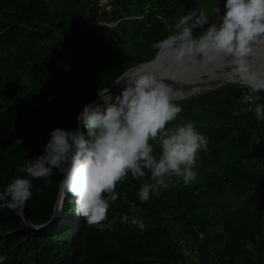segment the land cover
Masks as SVG:
<instances>
[{"label":"trees","instance_id":"1","mask_svg":"<svg viewBox=\"0 0 264 264\" xmlns=\"http://www.w3.org/2000/svg\"><path fill=\"white\" fill-rule=\"evenodd\" d=\"M183 1L146 0L147 10L140 6L142 16L130 23L129 0H113V8L100 17L96 0H0V189L26 175L18 166L42 153L52 129L77 128V114L87 101L128 68L155 56L154 44L169 35L167 21ZM85 17L115 23H88ZM242 89L223 86L175 100L181 111L166 127L190 120L207 138L191 183L173 177L167 189L141 202L137 192L150 173L128 174L117 183L120 195L101 222L113 221L111 229L75 214L70 194L46 231L29 229L16 208L0 207V264H183V242L198 255L194 264H264L263 243L233 251L221 240L208 244L200 236L222 222L223 209L216 207L225 191L264 194V120L253 111H234ZM259 96L264 103V91ZM153 150L159 153L158 143ZM61 175L54 171L32 179V195L18 207L32 224L51 218ZM125 214H138L145 228L121 222Z\"/></svg>","mask_w":264,"mask_h":264},{"label":"clouds","instance_id":"2","mask_svg":"<svg viewBox=\"0 0 264 264\" xmlns=\"http://www.w3.org/2000/svg\"><path fill=\"white\" fill-rule=\"evenodd\" d=\"M215 11L219 22L208 23L204 10L190 9L154 47L177 64L186 57L216 63L228 80L247 87L250 109L256 119L264 120V103L258 95L264 90V73L249 59L253 43L264 41V0H224L223 14L218 5ZM198 28L202 31L194 35ZM121 81L119 93L113 95L105 88L97 94L98 102L85 104L78 112L77 120L86 132L79 127L50 131L42 153L18 166L26 175L15 176L0 189V207L22 208L32 195V179L58 171L62 174L59 185L64 194L71 195L75 214L88 224L111 229L113 221L101 222L107 220L111 202L120 195L117 183L128 174L139 178L150 173L137 192L141 202L167 189L173 177L185 185L196 178L197 154L206 148L207 138L190 120L166 127L181 111L175 93L150 71L125 73L117 84ZM153 142L159 145L158 154ZM131 211L137 213L136 207ZM121 222L141 231L145 228L138 214H125Z\"/></svg>","mask_w":264,"mask_h":264},{"label":"rangeland","instance_id":"3","mask_svg":"<svg viewBox=\"0 0 264 264\" xmlns=\"http://www.w3.org/2000/svg\"><path fill=\"white\" fill-rule=\"evenodd\" d=\"M144 1L146 0H143L140 3L137 0H129V9H130L131 15L126 16V17L130 18L129 19L130 23L139 21L138 18H136V16H140L138 15L141 12L140 6L144 4ZM217 5L219 6L220 13L223 14L224 0H185L183 1L181 4L177 6V8L175 9V12L173 13V21H167V27L169 29V34L173 31V29L171 28V25H173L181 15H184L190 9L204 10L209 17L208 23H218L220 20V14L215 11ZM148 6L149 4L143 5L145 10H147ZM85 20L88 23L89 21L90 22L94 21L93 19H89L87 17H85ZM103 22L104 21H102L101 23L103 24ZM109 24H112V22ZM206 26L207 25H205L204 27ZM195 31L196 32H194V35H198L199 31H202V29L198 28ZM206 76L207 75H204V77ZM174 100H178V99H174ZM257 159H259L258 156L256 157V159H253V161L254 160L258 161ZM249 163L250 161L249 162L247 161V165H249ZM261 165L260 164L258 165V169H262ZM263 200H264V194L262 196L253 197L249 193L242 194L233 189L230 191H225L220 197V200H219L220 205L216 207L217 212H220L223 209V211L220 213V219L222 220V222L217 224V226H214L213 232H211L209 235L202 236L203 242L210 244V243L216 242L217 240H221L223 244V248H226L227 250L231 249L233 251H235L237 247L240 245L251 247L254 241H255V244L259 243V246L260 245L262 246V243L264 244V230L263 229H261V233L259 231V234H258V230H257L255 233H252L251 235L247 234V232L250 230L246 229L245 227L236 228L238 229V231H236L234 230L233 226L230 227V225L228 224V220H229L228 217L230 215H235L236 213L240 212V209L249 211V213L252 214V220L256 219L253 224H256L258 226L253 225L255 229L256 227L260 226V222L257 220H261L260 216L262 215V213L260 212L258 214L257 211L260 209L261 210L263 209L261 207V206H264V204L261 205ZM256 213L258 214V216L256 215ZM261 226H264V224ZM223 231L225 233L222 235ZM196 261L197 262L199 261L198 255L196 253H193L191 254V256L184 259L183 264H194V262Z\"/></svg>","mask_w":264,"mask_h":264},{"label":"water","instance_id":"4","mask_svg":"<svg viewBox=\"0 0 264 264\" xmlns=\"http://www.w3.org/2000/svg\"><path fill=\"white\" fill-rule=\"evenodd\" d=\"M260 50H264V44L259 43V41L257 40L253 43V51L256 52V51H260ZM161 51L162 50H158L153 58L128 68L127 70H125L123 73H121L113 82H111L105 88H109V91L113 95L119 93L120 87L122 86V84L118 85V86H116V84H117V81L120 79V77L123 74L128 73L132 69H135L137 67L147 65V64H152V63L156 62V60L159 58ZM249 59H250V62L254 68H256V69L260 70L262 73H264V68H263L264 63L262 64V61L264 60V51L261 53V56L258 54H255V55L250 54ZM204 63L207 64L208 62H202L201 60L199 61L198 59H195L193 57H188L187 59H184V61L182 63H179L178 65H172L168 68H160L158 70L154 69L156 71H152V72L156 75V77L158 79H160L164 83H166L170 87V89L175 93L174 99L192 97V96L202 94V93H205V92H208V91H211V90H214L216 88L223 87V86H234V87H240V88H247L245 85H243L237 81L228 80L226 78V76L224 75L223 70L220 69L219 66H213L212 63L210 66L211 72H209V73L200 72L199 73L198 70L200 68L207 66V65H203ZM190 64L191 65L198 64V65H197L196 69H193L191 67L183 68V66L190 65ZM177 67L180 68L184 73L178 74L179 76L176 74H172V77H171L170 72H173V71H175V69H178ZM201 73L208 74L209 76L212 77V79L211 78L210 79L201 78L200 77ZM184 74L187 76H185ZM197 75L199 76L200 80H194V78ZM213 76H215V77H213ZM177 80H179V81H177ZM187 80H190V81H187ZM104 89H102L101 91H103ZM262 91H264V90H262ZM90 102H98V96L96 95L94 98L90 99L85 104H88ZM83 106L81 107V110H82ZM77 124H78L77 127H79L80 130L82 131V129H83L82 123H80L77 120ZM64 196H65V194L63 193L61 187H59V192H58L57 199L54 203V211L52 213V216L48 221H46L40 225H34L31 222H29L28 218L25 215H23L22 211L19 208H16V211L21 216V218L24 220V222L27 224L28 228L33 229V230H37V231H45L47 228L50 227V225H53V223H55L56 219L60 216V211L62 209Z\"/></svg>","mask_w":264,"mask_h":264},{"label":"bare ground","instance_id":"5","mask_svg":"<svg viewBox=\"0 0 264 264\" xmlns=\"http://www.w3.org/2000/svg\"><path fill=\"white\" fill-rule=\"evenodd\" d=\"M258 41H259V43H261V44H264V41H261V40H259L258 39ZM264 50H260V51H256V52H252L251 54L252 55H255V54H258V55H260L261 56V53L263 52ZM188 57H186L185 59H187ZM199 60V59H198ZM200 61V60H199ZM203 62V61H202ZM264 63V60L262 61V64ZM213 64V66H218L216 63H212ZM172 65H178V64H176V62H174V60L171 58V56L169 55V54H166L165 53V51L164 50H162L161 51V53H160V55H159V58L156 60V62H154V63H152V64H147V65H143V66H140V67H137V68H135V69H132L131 71H129L127 74H131V73H133V72H144V71H150V72H152V71H156V70H158V69H160V68H168V67H170V66H172ZM197 65L198 64H195V65H185V66H183V68H185V67H191V68H193V69H196L197 68ZM203 65H207V66H205V67H202V68H200L199 70H198V72L200 73V72H203V73H209V72H211V69H210V66H211V63H207V64H203ZM212 66V67H213ZM178 68V67H177ZM263 68H264V66H263ZM154 69H156V70H154ZM180 68H178V69H175V71H173V72H170L171 74V77H172V74H176V75H178V74H183L184 72L180 69ZM177 70V71H176ZM175 72V73H174ZM203 73H201L200 75V77L201 78H203V79H212V77L211 76H209L208 74H203ZM203 74V75H202ZM185 75V74H184ZM195 75V74H194ZM204 75H207L206 77H204ZM179 76V75H178ZM185 76H187V75H185ZM213 77H215V76H213ZM225 77V76H224ZM194 80H200V78H199V76L197 75L195 78H194ZM177 81H179V80H177ZM187 81H190V80H187ZM121 84H123V81H121L120 82V84L119 85H121ZM116 86H118V84H116ZM174 89V88H173ZM20 249V248H19ZM16 256V255H15ZM17 256H18V253H17ZM16 256V257H17ZM28 257V256H27ZM18 259V258H17ZM38 259V258H37ZM23 260V259H22ZM24 261V260H23ZM39 263V262H38ZM14 264V263H13ZM43 264V263H42Z\"/></svg>","mask_w":264,"mask_h":264},{"label":"built area","instance_id":"6","mask_svg":"<svg viewBox=\"0 0 264 264\" xmlns=\"http://www.w3.org/2000/svg\"><path fill=\"white\" fill-rule=\"evenodd\" d=\"M112 1L113 0H96L97 14L99 15V17L101 16L102 12H104V11L109 12L113 8ZM141 16L142 15L136 16V17L140 18ZM101 22H102V20H94L91 22L89 21V23H97V24H102ZM114 23L115 22H112V24H114ZM103 24L104 25H112V24L106 23L105 21L103 22ZM248 95H249V90L243 88L239 97L236 100L237 106H236V109L234 110L235 112H237V111H252L249 107L250 102L247 99ZM251 103H252V106L254 107L253 102H251ZM200 236L202 237V233H200ZM181 247H182V251L186 257H189V256H191V254L195 253L192 251V249H193L192 245H189V244L183 242Z\"/></svg>","mask_w":264,"mask_h":264},{"label":"crops","instance_id":"7","mask_svg":"<svg viewBox=\"0 0 264 264\" xmlns=\"http://www.w3.org/2000/svg\"><path fill=\"white\" fill-rule=\"evenodd\" d=\"M260 210L257 211L258 214L260 212L262 213V215L260 214L261 215L260 216L261 220H257V221L260 222V226L256 227L255 229H254L253 225L258 226L256 224H253L256 219L252 220V214H250L249 211L241 210V209H240V212L236 213L235 215H230L228 217V219H229L228 220V224L230 225V227L233 226L234 230H236V231H238V229H236V228H244L245 227L246 229L250 230V231L247 232V234L251 235L252 233H255L257 230H258V234H259V231L261 233V225L264 224V208L261 211ZM257 213H256V215L258 216ZM224 219H225V217H224ZM239 230H241V229H239Z\"/></svg>","mask_w":264,"mask_h":264}]
</instances>
